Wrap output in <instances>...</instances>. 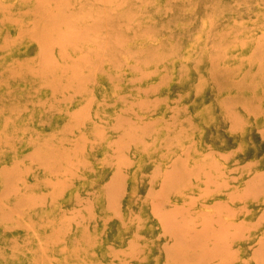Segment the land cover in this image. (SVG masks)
<instances>
[{
    "label": "rangeland",
    "instance_id": "rangeland-1",
    "mask_svg": "<svg viewBox=\"0 0 264 264\" xmlns=\"http://www.w3.org/2000/svg\"><path fill=\"white\" fill-rule=\"evenodd\" d=\"M263 130L264 0H0V264H264Z\"/></svg>",
    "mask_w": 264,
    "mask_h": 264
},
{
    "label": "bare ground",
    "instance_id": "bare-ground-1",
    "mask_svg": "<svg viewBox=\"0 0 264 264\" xmlns=\"http://www.w3.org/2000/svg\"><path fill=\"white\" fill-rule=\"evenodd\" d=\"M47 24V23H46ZM53 29V28H52ZM61 36V35H60ZM69 36V35H68ZM66 38V37H65ZM67 45V44H66ZM41 51V50H40ZM45 52V51H44ZM50 55V54H49ZM53 59V58H52ZM65 70V69H64ZM67 73V72H66ZM61 79V78H60ZM87 79V78H86ZM88 81V80H87ZM79 90V89H78ZM54 91V90H53ZM80 91V90H79ZM177 102V101H176ZM92 103H94V101L92 102ZM91 104V103H90ZM127 112V111H126ZM88 120V119H87ZM151 126V125H150ZM115 128V127H114ZM264 131V130H263ZM178 132V131H177ZM102 133V132H101ZM262 134V133H261ZM261 137V136H260ZM54 141V140H53ZM117 147V146H116ZM76 148V147H75ZM77 151V150H76ZM109 162V161H108ZM80 163V162H79ZM71 168V167H70ZM120 168H118V170H119ZM73 172V171H72ZM117 172V171H116ZM120 173H121V171H120ZM125 174V173H124ZM123 174V175H124ZM14 175V174H13ZM11 176H12V174H11ZM116 176V175H115ZM118 176V175H117ZM16 180V179H15ZM261 182V181H260ZM262 183V182H261ZM248 194H250V193H248ZM125 195V194H124ZM27 205H29V204H27ZM25 206V205H24ZM85 206V205H84ZM81 209V208H80ZM90 209V208H89ZM92 209V208H91ZM13 210V209H12ZM115 210V209H114ZM14 213V212H13ZM114 215H116V214H114ZM122 216V215H121ZM167 217V216H166ZM29 218V217H28ZM31 218V217H30ZM121 219V218H120ZM168 219H170L169 217H168ZM177 219V218H176ZM162 220H163V218H162ZM161 221V220H160ZM169 221V220H168ZM172 221V220H171ZM174 221V220H173ZM170 223V222H169ZM162 224V223H161ZM173 223H171V225H172ZM169 225V224H168ZM176 225V224H175ZM21 226V225H20ZM173 226H174V224H173ZM189 227V226H188ZM205 227V226H204ZM190 228V227H189ZM202 231V230H201ZM36 232V231H35ZM203 232V231H202ZM213 232V231H212ZM200 233V232H199ZM227 233V232H226ZM190 234V233H189ZM231 234V233H230ZM202 235V234H201ZM212 235H213V233H212ZM228 235V234H227ZM221 236V235H220ZM224 236V235H223ZM241 236V235H240ZM179 237V236H178ZM181 237H182V235H181ZM190 237H191V234H190ZM238 237V236H237ZM186 238V237H185ZM221 238H222V236H221ZM225 238V237H224ZM242 239V238H241ZM183 240V239H182ZM224 240V239H223ZM194 241V240H193ZM186 243V242H185ZM188 243V242H187ZM197 243V242H196ZM182 244L183 243H181V246H182ZM191 245V244H190ZM208 245H209V243H208ZM264 244H261V246H263ZM173 247V246H172ZM174 248V247H173ZM184 248V247H183ZM187 248V247H186ZM208 250H209V248H208ZM177 251V250H176ZM114 252H115V250H114ZM231 252V251H230ZM117 253H118V251H117ZM221 253V252H220ZM233 253V252H232ZM128 254H129V252H128ZM210 254V253H209ZM234 254V253H233ZM221 255V254H220ZM210 256V255H209ZM170 257V256H169ZM171 258V257H170ZM221 258V257H220ZM230 259H231V257H230ZM234 260V259H233ZM183 261V260H182ZM180 262V261H179ZM182 263V262H181Z\"/></svg>",
    "mask_w": 264,
    "mask_h": 264
}]
</instances>
